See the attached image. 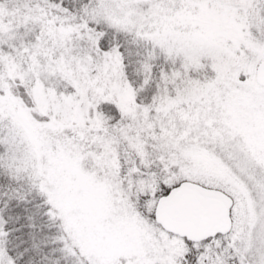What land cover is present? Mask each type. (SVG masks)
Listing matches in <instances>:
<instances>
[{
  "label": "snow or ice",
  "instance_id": "1",
  "mask_svg": "<svg viewBox=\"0 0 264 264\" xmlns=\"http://www.w3.org/2000/svg\"><path fill=\"white\" fill-rule=\"evenodd\" d=\"M0 264H264V0H0Z\"/></svg>",
  "mask_w": 264,
  "mask_h": 264
}]
</instances>
